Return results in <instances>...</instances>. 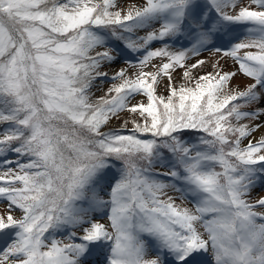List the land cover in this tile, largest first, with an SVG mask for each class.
Listing matches in <instances>:
<instances>
[{"label": "snow or ice", "instance_id": "1", "mask_svg": "<svg viewBox=\"0 0 264 264\" xmlns=\"http://www.w3.org/2000/svg\"><path fill=\"white\" fill-rule=\"evenodd\" d=\"M4 125L0 264H264V0H0Z\"/></svg>", "mask_w": 264, "mask_h": 264}, {"label": "rangeland", "instance_id": "2", "mask_svg": "<svg viewBox=\"0 0 264 264\" xmlns=\"http://www.w3.org/2000/svg\"><path fill=\"white\" fill-rule=\"evenodd\" d=\"M143 0H119V4H120V7L124 10V11H127V9L132 6V5H135L137 7L141 6ZM246 2V0H245ZM143 34V33H141ZM157 47L159 45H156ZM254 51V50H253ZM243 54V53H241ZM200 59H203V60H206L208 61V63L206 65H204L201 69H198V70H195L194 71V75H204L205 73L207 72H210L212 71V63L217 59V57L215 55H210L209 53H204L202 54L200 57ZM128 59L132 62V63H136L137 60H136V54H131L129 53L128 54ZM195 58H193L192 61L190 62H194ZM153 63H160V61H153ZM223 65H224V68L225 70H232L234 71L236 69V65L233 63V61L229 58L227 59L226 61H222L221 62ZM126 67L125 63H124V58H123V54L121 55L120 58H118V60L113 63L111 66H105L104 67V71L108 72V76L107 77H104L103 79L106 81L105 83L101 84L99 81L96 82V87H94L92 89V98L93 99H97L99 98L100 96L104 95L105 92H107L108 88L111 87V84H112V81H111V76L114 75V73L116 71H119L121 68H124ZM146 71H155L154 68H146L145 69ZM182 72H183V69H178L176 71H174L172 73V83H173V86H176L177 88L185 83L182 79ZM250 81L247 80V78L243 77V76H240L235 82H234V86L235 84H240L241 87H243L244 84L248 83ZM168 84V78L167 77H163L161 78L160 80V83L158 84L157 86V94L158 95H166V92L168 91L167 88H166V85ZM169 93V92H168ZM138 101H143L146 103V97H143V96H137L136 99L132 100L131 103L132 104H136ZM123 116L127 117V113H123L122 114ZM247 122V121H245ZM121 124V121H117V120H113L110 122V125L109 127L110 128H117L119 127ZM6 125L4 126H0V128L2 127H5ZM131 127V125H129V128ZM105 131H108L109 128H105L104 129ZM261 135H264V132H257V133H254V136H255V140H258ZM255 140L253 142H255ZM248 143V140H244L243 141V144L242 146L246 145ZM3 169H0V171H2ZM157 171H163V169H157ZM259 198V195H258V190L254 191L252 196L250 197V200L251 201H255V199H258ZM177 204H181V202L179 200L176 201ZM181 206H184V207H188V208H193V205L190 204V203H184L182 204ZM7 214H9L8 212V208H7V202H4V201H0V215H4L6 216ZM10 214H12L14 217L16 218H19L21 213L19 212V210H15L13 212H11ZM101 223H109L107 221V218L105 217L104 219L100 220ZM202 231V229H201ZM57 239H62L61 236L57 235L56 237Z\"/></svg>", "mask_w": 264, "mask_h": 264}, {"label": "trees", "instance_id": "3", "mask_svg": "<svg viewBox=\"0 0 264 264\" xmlns=\"http://www.w3.org/2000/svg\"><path fill=\"white\" fill-rule=\"evenodd\" d=\"M176 87V86H175ZM169 93H168V91L166 92V95H168ZM165 96V95H164Z\"/></svg>", "mask_w": 264, "mask_h": 264}]
</instances>
